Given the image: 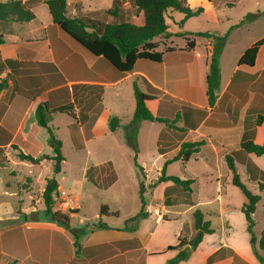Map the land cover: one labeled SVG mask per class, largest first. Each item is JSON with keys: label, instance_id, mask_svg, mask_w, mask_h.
Returning <instances> with one entry per match:
<instances>
[{"label": "crops", "instance_id": "1", "mask_svg": "<svg viewBox=\"0 0 264 264\" xmlns=\"http://www.w3.org/2000/svg\"><path fill=\"white\" fill-rule=\"evenodd\" d=\"M22 1L34 14L31 20L0 22L2 38L0 81L5 83L0 92V169H10L8 175L16 180V185L20 178L26 176L21 169L32 165L17 157L19 151L33 157L43 154L53 155L52 147L48 143L47 130L36 122L34 112L38 103H46L52 111L49 126L62 144L64 140L58 133L59 127L54 125L55 120H58L59 124L65 128V135L74 149L83 150L86 148L87 141L102 139L114 132H117L120 139L127 145L125 125L132 120L134 109L131 114L127 112L121 118V112L115 110L114 106L121 86L126 82L129 101L135 104L134 95L131 96L132 85L135 83L143 92L152 95L153 99L148 101L147 105L153 115L174 119L173 126L153 121L162 124L154 142L157 156L163 158L161 166L166 158L172 157L171 153L177 152L182 141L200 139L205 141L199 151L193 153L187 162L174 161L168 164L165 170L166 174L175 175L169 168L177 162L180 174L176 176L192 179L190 199L193 204L189 205L185 202L184 193L178 185L171 181L157 182L148 193L149 198H145L148 215L138 221L135 229H125L124 226L105 222L107 228L103 229L113 232L110 237L81 245L77 254H75V247L65 256L59 248H55L54 255H50L49 258L52 260L55 256V259L59 260L58 264H165L176 253V250H167L166 246L175 244L177 237L173 242L166 239L167 231L160 227L171 219L168 216L170 211L167 207L179 202L187 206L183 210H192L197 206L205 209L206 217L204 218L210 221L213 232L205 234L187 259L176 264H264L254 255L249 242L247 222L240 209L245 201L240 199L239 202L234 203L231 199L230 192L235 186L231 182L232 172L225 160V156L232 158L236 173L247 187L256 186L259 195L264 191V186L259 188L260 182L264 185V181L260 179L261 172H264V153L259 156L246 153L239 146L240 141L245 137H250L256 142H260L264 137V125H257L255 122L258 115H264V45L259 48L253 66L237 63L243 51L264 34L249 41L232 57L231 65L225 67L227 33L236 23L229 25L226 32L207 30L227 35L218 58L220 82L216 90V100L210 106L205 93L204 78L212 52V38L203 37L200 42L193 38L189 39L194 44L188 47L185 38L191 35H175V37H184V42L178 45L174 44L169 37L167 44L160 43L162 46L167 45L160 51L163 52L166 49L172 51L163 54L162 60L157 62L165 68V71L161 69L159 76L152 77L147 70L149 65H145L146 60L139 59L131 72L117 80H112L110 71L105 68V64L99 57L91 54L52 22L46 5L47 0ZM66 1L68 15L100 19V14L106 13L112 0ZM191 1L185 0V5L192 9L198 6L203 8L198 17L225 4L224 0H217L216 3L197 0V4L192 6ZM101 3L104 4L103 8L107 7L105 12L98 9ZM124 7L126 10L132 8L131 1L125 0ZM106 15L108 19L105 22L113 21L110 15L107 13ZM185 21L186 19L181 31L187 33L195 31L187 29ZM152 40L154 42L156 39ZM158 46L156 45L155 50ZM202 53L206 60L200 81L203 100L196 103L192 97L194 88L192 80L186 77V73L192 61ZM149 86L153 88L152 91L149 90ZM176 113L178 117L173 118ZM111 116L119 119V125L115 131L109 130L108 120ZM75 140L82 143L81 148L74 146ZM136 147L137 158L140 150L138 144ZM42 164L52 166L51 160L44 158L39 164L33 165L41 167ZM196 165H200V168L195 167ZM96 167L104 168V171L106 167H109L108 169L114 173L105 187L111 186L117 180L115 166L110 156H105ZM85 170L87 171V168ZM143 170L145 171L144 167ZM61 171L62 169L56 174ZM57 183L58 190H61L58 180ZM197 185L204 191L200 198L194 196ZM8 186L9 184L6 183V187ZM144 186L148 191V185ZM17 189L18 199L24 201V193L28 194L27 191L21 190L18 186ZM156 190L160 194L159 199L153 197ZM167 190L177 191L179 198L175 197L174 200L171 198L172 202L168 199L165 204L164 195ZM27 197H30V194ZM168 197H170L169 194ZM151 207L156 208L157 212H151ZM263 212L264 208L261 211L262 219L257 230L258 221L254 219L253 213L255 221L253 233L257 239L264 227ZM34 219L31 220L35 221L33 225L39 228L65 233V229L55 223ZM150 219L154 220L151 226ZM186 221L185 219L183 227ZM187 224L189 225V222ZM192 229L190 236L185 235L187 238H191L194 234L193 224ZM179 234H183V230ZM69 243L73 245L72 237L69 238ZM22 245L19 248H23V255H7L14 261L13 264H40L39 257L33 254L36 243L30 244L25 241ZM259 253L264 258V250H260Z\"/></svg>", "mask_w": 264, "mask_h": 264}, {"label": "rangeland", "instance_id": "2", "mask_svg": "<svg viewBox=\"0 0 264 264\" xmlns=\"http://www.w3.org/2000/svg\"><path fill=\"white\" fill-rule=\"evenodd\" d=\"M127 1L130 2L131 0ZM206 1L216 3L217 0H203V2ZM224 2L225 4L213 8V10H210L202 17L193 16L187 18L185 27L195 30L188 33L181 31L183 24L181 19L184 18V14L175 10H168L165 14V21L169 25V29L166 35L154 38L156 39L154 41L156 45H159L156 50L160 51L162 47L165 48L169 37H171L174 44H182L184 42V37H175V35H183V33L191 35L187 37V39L185 38V40L190 41L189 39L193 38V40L196 39L200 42L203 37L195 35V32L207 30L226 32L229 25L238 23L247 12L264 10V0H224ZM232 3L233 5H231ZM196 4L197 0L191 1L192 6ZM126 6H128V4ZM103 7L104 4L101 3L98 9L105 12L107 7ZM132 8L127 11L129 14L131 13L132 20L138 22V14H136L134 8ZM99 18L101 21L105 22L108 16L106 13L102 12ZM227 34L228 43L224 56L225 67L231 65L232 57L242 47L247 45L249 41L257 39L264 34V15L253 21L241 23L239 26L231 29ZM160 43L166 44L162 46ZM145 62H149V64L145 63V65H149L147 70L152 77H154V75L159 76L161 69L165 71L164 66L160 63H154L148 60ZM205 64L206 60L202 53L201 56H197L192 61L188 73H186V77L192 80V86L194 87L192 97L196 103H200L203 100L200 81ZM126 84L127 82L122 84L119 91L120 94L114 102L115 110L121 112V118L124 114H127V112L131 114L134 109L133 102L127 99L129 96L127 94L128 88L125 87ZM131 96H133L132 91ZM174 117H176L175 114L173 115V118ZM171 119L172 117H169L168 121L172 122ZM124 120L125 119H123V121ZM54 125L59 127L58 133L64 140L61 147L64 160L61 166L62 171L59 174L53 173L52 167L48 164H42L41 167L32 164L29 167H23V169H21V171L25 172L26 176L20 178L16 185V180L8 175L10 169H0V220L17 218L14 222L0 228V264H10L12 262L7 255H23L24 250L19 247L23 246L22 244L25 241L30 244L36 243V250L33 254L39 257L38 261L40 264H58L59 260L55 259V256L52 260L49 258L51 257L50 255H54L55 248H59L64 256L69 254L71 252L70 250L73 249L74 246L69 243V238L72 237L69 231L65 230L63 234L52 232L51 230L33 225L35 221H31L32 219L35 220L34 218L45 220L42 191L46 177H54L59 181L62 187L61 190L57 189V195L54 198L52 209L64 213L76 211V213L71 214V227L80 229L85 225L96 223L99 220L98 214L101 205H106L109 211L116 213L104 216L102 219L104 222L117 226H133L137 223L136 221H128L125 224L126 219L136 214L140 208L138 195L140 175L138 168L135 167L133 162L134 152L132 148L120 139L117 132H114L108 134L105 138L87 141L86 148L83 150L74 149L69 138L65 135V128L59 124L58 120H55ZM161 128L162 124L160 123L143 120L141 121L138 133L134 135V142L138 144L140 150L136 159L139 165L143 166L145 169L142 181L144 185H148L149 188L148 191L145 188L144 197L146 199L147 197L149 198L148 193L151 192V188L157 184L156 179L160 175V167L163 161V158L158 157L154 149V142ZM86 153L88 155H86ZM105 154L112 158L117 174V180L109 187L105 186L106 183L112 179L114 174L113 171H110L108 169L109 167H106L105 171L104 168L96 167L97 163L107 156ZM171 155L173 156L174 153H171ZM178 167V163L176 162L170 166L169 170L172 174L179 175L180 170ZM195 167L200 168V165H196ZM86 168L87 171L85 170ZM156 176L157 178H155ZM6 183L9 184L8 187H6ZM17 186L21 190H26L27 193L30 194V197H27L28 194L24 193L25 200L20 201L17 195ZM248 188L253 193H257L258 189L256 186ZM230 193L234 203L239 202L240 199L246 201L245 196L238 188L233 187ZM168 194L170 197H168ZM203 194L204 191L197 185L194 189L195 198H200ZM260 195L261 199L257 202L254 211V219L258 221L256 230L259 229L262 219L261 211L264 208V191L261 192ZM164 196L165 204H167L168 199L172 202V200H174L173 198H179L177 191L173 190L165 191ZM153 197L155 199L160 198L158 190L154 191ZM186 207V205L179 202L171 207H167L170 211L168 216L171 219L167 220L160 227V229L167 231L166 239L173 242L182 230L183 234H181V236H190L191 230H193L192 212L195 208H199L205 216V209L202 207L197 206L192 210H183ZM20 208L22 209L21 212ZM145 209H147L146 205ZM150 209L153 213L157 212L156 208L151 207ZM25 217L27 223L23 221ZM185 219L187 221L185 223L186 225L183 227ZM149 222L151 226L154 220L150 219ZM188 222L189 225L187 224ZM111 234H113V232L109 229L98 228L93 232H88L86 235H80L78 243L80 246L87 245L96 239L108 238Z\"/></svg>", "mask_w": 264, "mask_h": 264}, {"label": "trees", "instance_id": "3", "mask_svg": "<svg viewBox=\"0 0 264 264\" xmlns=\"http://www.w3.org/2000/svg\"><path fill=\"white\" fill-rule=\"evenodd\" d=\"M125 0H112L110 7L106 13L113 18V21L103 22L100 19L81 18L67 14L66 0H47L46 5L51 15L52 22L59 26L61 30L76 40L81 46L87 49L91 54L99 57L105 64V68L110 71L112 80H117L133 70L135 62L139 59H144L152 62H160L163 54L172 51L166 49L165 51H157L156 43L152 41L153 38L166 35L169 25L165 21V14L168 10H175L184 14L185 19L199 15L203 8L198 6L194 9L185 5V0H131V5L134 7L135 13L138 14L139 21L134 22L126 8L124 7ZM264 15V10H257L255 12H247L243 18L231 27H237L243 22L253 21ZM34 17L33 12L24 4L22 0H0V22H25ZM185 33H183L184 35ZM182 35V34H181ZM195 35L204 38H212V52L208 65V71L205 75L204 81L206 84L207 102L212 106L216 100V90L220 82V70L218 64L219 54L226 41V34L220 35L215 31H197ZM2 38L0 35V43ZM187 46L192 47L194 42L187 41ZM264 45V36L255 40L248 46L240 55L237 63L238 65L253 66L258 50ZM7 62H9L7 60ZM4 81H0V92L4 87ZM134 95V112L132 120L125 125V141L133 152V162L135 167L139 170V211L133 216L126 219L128 221H138L147 217L148 212L145 209L146 199L144 197L145 186L142 181L144 177V170L137 162L136 152L137 147L134 142V135L138 131L139 123L143 120L163 122L169 126H173L174 119L169 122L163 116L153 115L149 109L147 102L153 97L150 93L143 92L135 83H133ZM149 90L153 88L149 86ZM37 124L46 129L49 137L48 143L52 147L53 155L43 154L39 157H33L30 154L19 151L17 157L22 161H27L32 164H39L41 159H48L52 162L53 173H58L61 170V164L64 156L61 151L62 142L57 138L51 130L49 123L52 118V111L48 108L46 103H38L34 112ZM178 117V114L175 115ZM257 125H264V115H258L255 119ZM119 125V119L116 116H111L108 120L110 131H115ZM76 139V136H75ZM204 140L182 141L177 152L169 158H166L160 168V175L156 182L171 181L178 185L184 193V200L187 204H193L190 199V184L192 179H182L176 175H169L165 173L166 166L174 161L187 162L193 153L199 151ZM76 148H81L82 143L74 142ZM240 148L246 153H253L257 156L264 153V137L260 142L254 141L250 137H245L240 141ZM226 164L232 172L231 182L237 187L245 196L246 201L241 206V211L244 214L247 222V231L249 233V242L254 255L257 259L264 263V258L259 251L264 250V227L258 239L253 233V226L255 221L253 213L257 202L260 199L258 193H253L245 183H243L235 171V164L230 156H225ZM247 166H249L247 164ZM260 179L264 181V172H261ZM155 182V183H156ZM264 185L259 183V188ZM58 183L54 177H47L42 191V200L44 204V218L48 222L55 223L69 231L73 237V246L75 247V254L78 253L80 244L78 243L79 236L85 232H90L98 228H107V224L102 221V217L116 214L109 211L106 205H101L99 209L96 223L85 225L82 228H75L70 226L71 214L76 211H69L67 213L54 211V198L57 195ZM194 234L191 238H186L179 234L175 244L167 245V250H176L173 257L167 260L165 264H176L181 260L187 259L192 251L195 250L203 236L207 233L213 232L210 221L204 218L202 211L195 208L192 212ZM14 219H5L0 221V228L9 223L14 222ZM23 221H27L26 217ZM137 223L133 226L124 225L125 229H135ZM12 261L10 264H13Z\"/></svg>", "mask_w": 264, "mask_h": 264}]
</instances>
